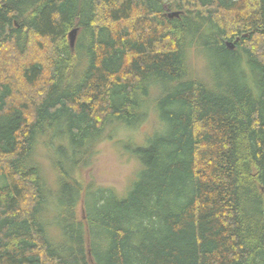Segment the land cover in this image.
Masks as SVG:
<instances>
[{
    "label": "trees",
    "instance_id": "obj_1",
    "mask_svg": "<svg viewBox=\"0 0 264 264\" xmlns=\"http://www.w3.org/2000/svg\"><path fill=\"white\" fill-rule=\"evenodd\" d=\"M0 264H264V0H0Z\"/></svg>",
    "mask_w": 264,
    "mask_h": 264
},
{
    "label": "rangeland",
    "instance_id": "obj_2",
    "mask_svg": "<svg viewBox=\"0 0 264 264\" xmlns=\"http://www.w3.org/2000/svg\"><path fill=\"white\" fill-rule=\"evenodd\" d=\"M166 12H176L175 8L166 7ZM180 15V13H179ZM191 62L193 66L202 71L214 69L216 59L210 53L205 54V58L197 52L193 51ZM150 130V122L144 121L140 125L132 128H122L115 130H107L103 140L96 146V152L91 158L90 163L80 172V177L85 184H94L95 186L113 187L119 193H123L127 188L129 177L134 169V161L125 154L118 145V140L133 139L139 142L142 137ZM47 172L51 169L46 167ZM78 215L83 216V208L78 205ZM52 217V212L47 218Z\"/></svg>",
    "mask_w": 264,
    "mask_h": 264
},
{
    "label": "water",
    "instance_id": "obj_3",
    "mask_svg": "<svg viewBox=\"0 0 264 264\" xmlns=\"http://www.w3.org/2000/svg\"><path fill=\"white\" fill-rule=\"evenodd\" d=\"M178 13L177 12H171L169 13V17H173V16H177ZM77 32L78 29L77 28H73L72 30H70V32L68 33V40H69V45L71 48L74 47L75 41H76V37H77ZM239 40V37L236 38V41ZM234 42H227V45L229 47H233Z\"/></svg>",
    "mask_w": 264,
    "mask_h": 264
}]
</instances>
